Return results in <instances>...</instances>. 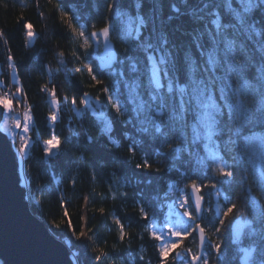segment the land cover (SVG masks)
Instances as JSON below:
<instances>
[{"label": "snow or ice", "instance_id": "1", "mask_svg": "<svg viewBox=\"0 0 264 264\" xmlns=\"http://www.w3.org/2000/svg\"><path fill=\"white\" fill-rule=\"evenodd\" d=\"M55 7L61 23L72 33L71 48L58 51L55 58L62 67L67 68L69 62L73 67L64 72L65 87L45 84L39 88L51 134L44 139L30 137L34 109L15 73L14 58L7 55L15 92H3L4 81H0V157H11L15 148L26 163L35 145L46 172L52 173L63 147L73 138L77 145L81 139L87 142L78 154H72L79 162L77 169L92 159L90 155L85 158L86 149H95L99 143L105 150L97 149L101 157L123 154V168L112 165L101 199L111 196L125 208L131 200L138 218L135 223L139 226L143 221L145 232L156 242L157 264H170V254H174L171 264H264V132L251 131L255 126L264 129V0H92L94 14L90 11L84 16V23H80L81 5L71 3L65 8L56 3ZM23 27L27 45L37 37L30 23ZM4 37L0 31V40L7 43ZM113 37L122 46L119 50ZM93 48L96 55L91 63L80 59ZM100 70L107 74L109 85ZM74 75L87 90H70ZM65 108L77 123L68 128V140L54 131ZM12 112L17 132L4 116ZM88 113L92 123L85 134L79 121ZM245 158L251 167L237 179L238 170L232 165ZM88 174L95 192L100 182L91 170ZM159 174L167 179L162 182ZM248 177L254 178L251 183L262 199L249 187L241 205L230 193ZM52 178L62 215L68 216L71 200L65 189L75 191L81 173L70 170ZM17 183L24 200L43 206L32 191L28 172ZM37 187L41 192L51 191L47 185ZM83 203H92L88 194ZM93 211L112 219L114 239L123 242L133 235L125 217L118 218L102 206ZM80 220L85 223V217ZM158 220L162 226L171 225L167 227L169 240L162 244L155 232ZM67 227L73 228L71 221ZM72 235L94 240V234L87 237L83 228ZM65 244L70 252L65 264H89L92 259L99 264L110 258L107 244L94 249L99 252L94 258L86 259L71 251L76 245L68 240ZM144 252L141 246V259Z\"/></svg>", "mask_w": 264, "mask_h": 264}, {"label": "trees", "instance_id": "2", "mask_svg": "<svg viewBox=\"0 0 264 264\" xmlns=\"http://www.w3.org/2000/svg\"><path fill=\"white\" fill-rule=\"evenodd\" d=\"M56 3H60L65 8L71 3L81 5L80 11L83 16L80 23H84V16L88 15L90 11L94 14V10L90 8L92 0H52V3L49 0H0V31L5 33L4 39L7 40V43H4V40H0V78L1 81H4V85H7L10 81L13 85L14 82L3 72L4 66L8 64L7 55H12L14 58L13 63L16 65L15 73L22 81V87L34 109V124L29 133L33 140L37 136L40 139L48 138L51 134L47 123L48 108L39 88L45 84H51L58 89L65 87L62 83L64 72L73 67V64L69 62L67 68H64L59 64V60L55 58V53L58 51L71 48L69 41L72 39L70 27L65 26L60 21L59 11L55 7ZM25 23H30L33 26L37 37L27 45L24 43L26 29H24L23 25ZM97 26L102 27L103 22L98 21ZM113 44L117 50L122 47L117 39H113ZM95 55L96 53L94 52ZM68 60L70 61L71 57H68ZM79 80V76L74 75L69 81L72 92L82 93L87 90L83 88ZM12 88L15 92V88L13 86ZM113 115L115 114L113 113ZM86 117L81 118L79 123L83 125L84 129H89L92 123L91 114H86ZM70 126L77 127V123L74 120L73 113L68 108H65L59 118V122L54 127L55 134L62 137L63 140H68V128ZM117 128H119V125H117ZM81 135L83 137V132ZM93 135H95V132H93ZM86 143V140L81 139L80 144L77 145L73 138L71 143L63 147V151L59 154L52 173L46 172V166L40 162L41 153L38 146H33L30 152L31 159L25 158L27 160L26 163L22 162L20 166L18 161L20 177L25 172H28L31 176L32 191L36 199L43 200V206L35 204L34 201L32 203L28 201L31 211L45 222L55 237L63 241L68 240L72 245H76L77 247H73L71 251L78 252L82 259L87 257L94 258L99 254L94 249H99L107 244L105 251L109 252L110 258L104 259L99 264H157L158 257L155 255L153 248V244L156 242L145 232L143 221L139 222V226L135 223L138 218L131 210V200L127 201L129 206L125 208L122 201L113 202L111 196L103 201L101 199V192L108 187L107 182L113 172L112 165L120 164L121 168H123V154L117 153L101 157L97 149L100 151L105 150L101 149L98 143L95 149H86L85 158L87 159V156L90 155L92 159L86 165H79L77 169L79 162L72 159V154L74 152L78 154V150L85 148ZM15 155L17 157V154ZM226 159H228L229 163H232L230 158L226 157ZM257 163H259V160H257ZM105 165L107 167H104ZM232 166L238 170L237 179H239V174L245 168L251 167L246 158ZM20 170H22V173H20ZM70 170L80 171L81 183L75 191L65 189V194L70 198L71 205L67 208L69 215L63 216V210L59 207L55 191V180L52 177L60 178L61 173L67 175ZM89 170H91L93 175H97L100 182L97 184L95 192L92 190L93 185L90 182ZM159 175L162 176V182L167 179L163 174ZM38 185L41 187L47 185L51 191L41 192V189L37 187ZM249 187L250 185L247 181L243 185L237 183L231 190V199L243 205ZM225 188H227V185H225ZM85 194H88L89 199L92 201L88 206L83 203ZM253 194L258 199H262L258 189H254ZM98 206L105 207L106 212L111 211L118 218L125 217V223L132 224L133 235L127 237L123 242L114 239L116 237V226L108 216L101 215L98 211H93ZM245 210L247 211V209ZM81 216L85 217V223L83 224L80 220ZM69 221L73 225L72 229L67 227ZM156 227H163L161 220L157 221ZM82 228L85 230L87 237H91L94 234V240H78L72 235L73 231L79 232ZM87 229H91V232H88ZM224 235L226 239L228 229L225 230ZM114 244L117 246L115 252L111 251ZM141 246L145 249L143 259L140 258ZM172 255L174 254H170L168 257L170 264ZM89 264H98V262L92 259Z\"/></svg>", "mask_w": 264, "mask_h": 264}, {"label": "water", "instance_id": "3", "mask_svg": "<svg viewBox=\"0 0 264 264\" xmlns=\"http://www.w3.org/2000/svg\"><path fill=\"white\" fill-rule=\"evenodd\" d=\"M19 177L18 160L11 148V157H0L1 264H65L66 257L70 259L68 245L31 211L17 191Z\"/></svg>", "mask_w": 264, "mask_h": 264}, {"label": "clouds", "instance_id": "4", "mask_svg": "<svg viewBox=\"0 0 264 264\" xmlns=\"http://www.w3.org/2000/svg\"><path fill=\"white\" fill-rule=\"evenodd\" d=\"M113 39H117V38L113 37ZM94 52L96 53V49L93 48L89 53L82 54L80 59L83 60L85 63H91L92 59L94 57ZM100 75H101V78L104 80L105 85L106 86L109 85L110 81H109V79L107 77V74L103 70H100ZM251 131L254 132V133L259 134L261 132H264V129H262L260 126H255V127L252 128ZM85 134H87V129L85 130ZM253 179H254L253 177H248L247 178V183L250 185L251 188L256 189V184L251 183V181Z\"/></svg>", "mask_w": 264, "mask_h": 264}, {"label": "rangeland", "instance_id": "5", "mask_svg": "<svg viewBox=\"0 0 264 264\" xmlns=\"http://www.w3.org/2000/svg\"><path fill=\"white\" fill-rule=\"evenodd\" d=\"M0 75H1V67H0ZM10 80L13 81L12 79V71H10V75H8ZM0 81H1V78H0ZM14 82V81H13ZM14 91V90H13ZM4 116H8L9 118V114L8 113H4ZM0 125H3V119L1 121V124ZM17 130V129H16ZM11 143V141H10ZM18 157V156H17ZM18 161L20 163V166L22 165V161L20 160V158L18 157ZM20 173H22V170H20ZM167 227H171V225H168V226H163V227H156L155 229V232H156V235H160L162 237V241H161V244L164 242V241H167L169 240V236L167 234ZM0 264H1V261H0Z\"/></svg>", "mask_w": 264, "mask_h": 264}, {"label": "built area", "instance_id": "6", "mask_svg": "<svg viewBox=\"0 0 264 264\" xmlns=\"http://www.w3.org/2000/svg\"><path fill=\"white\" fill-rule=\"evenodd\" d=\"M10 71H11V70L8 69L7 64H6V65L4 66V68H3V72H4L6 75H10ZM9 81H10V80H9ZM2 91H3V92H6V93H14L13 88H12V84H11V81H10L7 85H4ZM15 115H16L15 112H12L11 115H9V126L12 128V131H13V132H17V131H19L18 129L16 130V128H15L14 125H12V117H14ZM13 150H15V151H14L15 154H17V153H16V149L13 148Z\"/></svg>", "mask_w": 264, "mask_h": 264}]
</instances>
